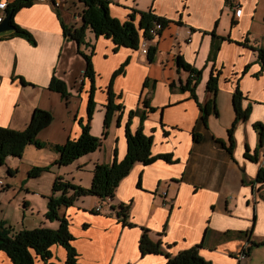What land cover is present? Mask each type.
I'll return each mask as SVG.
<instances>
[{
    "label": "crops",
    "instance_id": "obj_1",
    "mask_svg": "<svg viewBox=\"0 0 264 264\" xmlns=\"http://www.w3.org/2000/svg\"><path fill=\"white\" fill-rule=\"evenodd\" d=\"M54 1L60 5L56 6L53 0H34L16 12V21L32 33L35 42L14 34L13 29L0 32V126L24 129L34 108H45L51 111L53 119L38 137L48 144L63 143L64 140L55 141L53 135L66 141L69 136L77 137L81 133L75 118L86 115L90 88V82L83 83L82 76L77 80L78 86L73 81L84 68L79 72L77 64L81 56L73 41L66 40L62 27L63 23L70 25L77 20L76 14L68 7L69 0ZM134 1H111V14L126 20L136 8ZM149 1V7L153 6L157 15L170 20L155 39L148 41L157 46L153 59L140 46H120L114 50L111 39L87 31L86 40L94 46V100L98 119L106 114L111 81L115 101L124 106L112 112L108 132L101 146L91 152L89 160L94 166L99 162L111 163L114 153L123 159L127 150L129 111L143 109L144 99L155 110L149 111L143 120L135 114L130 127L132 130L141 127L146 134H151V152L156 158L131 167L118 183L115 194L104 199L109 210L103 212L102 207L98 213H91L101 203L96 199L91 209L74 204L60 212L71 217L73 244L82 264H164L165 256L161 253H141L138 242L143 227L148 228L150 238H161L168 243V252L176 253L200 243L199 253L213 264H239L240 257L257 255L255 250L259 247L250 246L248 254L241 256L240 250L248 240H264V184L253 182L260 167L264 168V137L261 147L257 148L258 135L252 126L257 121L264 127V68L261 69L256 50L238 43L246 39L248 45L264 49V0H232L238 4L236 11L226 0ZM4 12L0 9V13ZM137 18L136 15V21ZM231 18L235 20L232 26ZM211 31L218 36H229L232 41L222 40L214 58L208 59ZM81 49L91 51L90 46L82 45ZM176 54H181L185 62L202 72L194 88L196 98L189 90L179 88L188 72L176 66ZM120 66L122 71L113 77ZM213 69L220 70L213 95L216 113L211 111L203 122L200 105L209 96L205 83ZM53 74L66 81L68 100L58 91L48 89ZM18 76L31 83H21ZM236 82L243 92L242 107L250 109L247 119L234 125L229 155L227 129L234 120L231 95ZM72 96L76 97L75 101ZM92 125L93 135L102 136L104 130L98 127V121ZM246 146L251 153L256 151V160L244 157ZM163 153L170 156V161L158 157ZM57 158L58 153L50 145L28 144L21 157L9 156L5 163L10 168L27 161L24 166L29 169L47 166ZM56 175L39 177L30 183L34 185L33 194H40L34 197L40 207L34 200L31 211L39 209L37 213L44 226L56 224L51 220V224H45L49 221L45 216L49 188L52 192ZM30 184H27L29 188ZM29 188L25 190L27 193ZM21 189H24L22 185ZM25 205L28 207L30 203ZM120 205L129 207L125 216L117 213ZM21 228L29 226L23 223ZM237 230L249 231L245 236ZM51 250L49 260L63 264L67 255L65 248L54 244ZM0 264L13 263L2 252ZM36 264L47 262L37 258ZM241 264H247L245 259Z\"/></svg>",
    "mask_w": 264,
    "mask_h": 264
},
{
    "label": "trees",
    "instance_id": "obj_2",
    "mask_svg": "<svg viewBox=\"0 0 264 264\" xmlns=\"http://www.w3.org/2000/svg\"><path fill=\"white\" fill-rule=\"evenodd\" d=\"M34 0H12L8 2L6 13L12 10L11 22L14 24L13 33L18 36L27 38L28 40L35 42L32 33L22 27L15 19L16 12L30 6ZM80 4H79V2ZM54 2V0H53ZM230 8H232V0H226ZM68 7L73 10L79 17L72 24L67 25L63 23V32L67 41H73L76 45V52L81 56L84 61V72L81 73L82 82L86 80L90 82V88H88V103L86 104V115L76 116L77 123L81 127V133L77 137L69 136L62 144L52 143L48 144L38 137V133L44 127H47L52 119L53 114L45 110L42 107H35L32 116L29 119L28 124L24 129L18 130L11 127L0 126V165L4 164L9 156L21 157L24 148L28 144H34L38 147H46L50 145L54 151L59 153V157L54 163L63 165L76 160L81 155L87 152H93L98 149L102 144V138L108 132L109 119L111 114L115 110H122V102L115 101V94L113 92L112 81L107 89L108 103L106 105V114L104 122V131L102 136H95L91 133V119L95 109L96 101L94 100V90L96 88L95 78L96 71L92 62L94 46L86 40V34L88 30H91L95 36L108 37L114 42V50H117L120 46L138 48L144 39H155L154 31L156 23H160L161 28L158 29L159 35L161 30L170 22L166 17H162L155 13L153 6H150L148 10L141 11L140 9L133 8L129 13L126 20H122L111 13L112 3L110 0H69ZM79 4V5H78ZM136 15L138 16L136 21ZM231 26L235 24L233 18L230 19ZM211 46L209 48L208 59L214 58L220 43L224 39H229V36H218L213 31L210 32ZM244 45L250 46L251 49L256 50L257 57L261 61V69L264 68V49L259 46L248 45L247 40L243 39L238 41ZM90 46L91 51L89 53L81 49V46ZM157 46L154 44L148 45V57L154 58V54L157 51ZM175 64L177 67H182L188 72V76L184 83L179 84V88L183 91L189 90L190 95L196 98L194 94V88L202 72L200 69L191 66L185 62L181 54H176ZM247 68L245 66L244 70ZM120 66L113 74V77L122 71ZM243 71V70H242ZM220 75V70L214 69L210 72L209 77L206 79L205 89L209 94L204 103L200 105L201 120L206 122L207 115L212 111L214 114L215 101L214 93L217 91V81ZM21 83L29 84L31 82L26 81L23 77L18 76ZM68 85L65 80L52 75L48 89L58 91L61 96L68 100L70 95L68 91ZM242 90L239 88L236 82L235 88L232 93V105L234 111V120L227 129V146L228 154H232L233 136L232 131L235 123L239 120L245 121L248 117L249 106L242 107L241 100L243 99ZM144 106L143 109L135 108L129 111V120L126 124V140L127 150L123 159H118L116 153L111 163L99 162L95 164L93 170V179L90 187H84L79 184H73V182L64 178L63 176H57L53 182L54 191H60L59 196L54 194L48 196L47 209L45 216L47 219H57L59 221L58 227H35L33 229L21 228L15 230L11 225H7L6 220H0V253H4L13 264H36V259L40 258L47 262V264H56V262L50 261L52 256V245L56 244L65 248L67 255L63 264H82L79 261V251L73 244L75 240L72 231L70 230L71 217L66 213L60 212L62 208H68L75 204V200L82 195L93 194L101 199H108L115 194L118 183L122 180L130 171L131 167L139 162L148 163L152 162L156 156L152 154V137L151 134H146L140 127L138 130H132L130 127V120L136 114L145 119L149 111L155 110L154 107L148 102V100H142ZM252 126L256 129L258 139L257 148L261 147L262 139L264 137V127L262 122L255 121ZM195 138L198 136L195 134ZM219 143L226 145L223 141L219 140ZM158 157L164 158L166 161H170V156L163 153ZM244 157L250 160H256V151L251 153L248 146L245 148ZM47 166H34L29 174L32 176L38 175L42 170H47ZM9 172H12L8 168ZM253 182L260 185L264 184V168L260 167ZM118 215H126L129 207L120 205ZM91 213H98L99 211L91 210ZM123 223H127L123 220ZM238 231V230H237ZM248 231H238V233L247 236ZM228 231L224 232L227 234ZM139 249L142 254L161 253L165 256L164 264H213L207 258L203 257L199 253V244L191 245L188 248L179 250L176 253L168 252L166 249L169 246L168 243H164L161 238L154 240L148 235V228H142V234L140 237ZM246 246V255L248 254L250 246L264 245L262 241H250Z\"/></svg>",
    "mask_w": 264,
    "mask_h": 264
},
{
    "label": "rangeland",
    "instance_id": "obj_3",
    "mask_svg": "<svg viewBox=\"0 0 264 264\" xmlns=\"http://www.w3.org/2000/svg\"><path fill=\"white\" fill-rule=\"evenodd\" d=\"M111 1H117V0H111ZM134 5L136 8L140 9L141 11H145L149 9V0H135ZM75 50V49H74ZM78 67L79 72L84 68V61L83 59L79 58L78 61ZM71 71L73 73V68H71ZM75 74V73H74ZM77 76V73H76ZM80 76L75 77L73 81L76 82L77 86L80 84L79 78ZM72 99L75 101L76 97L72 96ZM72 100L71 105H73L75 102ZM95 106H97L95 104ZM51 112V111H50ZM98 110L95 108L93 113V119L91 126L95 120L98 121V127L101 129H104V122L103 119H105V116H102L98 119ZM92 133V131H91ZM93 134V133H92ZM54 140H58L59 142L63 141L65 142V139H61L59 136L53 135ZM62 144V143H59ZM106 146H108V143H106ZM23 154V153H22ZM90 155L91 152H87L83 155H81L76 160H73L70 163L59 165L56 163H50L47 165V170H42L38 175L32 176L29 174L30 170L34 167H30L29 169L24 166V163L27 161H24L23 163L18 164L19 166L10 165V169L12 172L8 171V165L6 163L0 165V220L8 219L7 225L14 226L16 230L22 227L23 223L28 224L29 228L27 229H33L35 227H48V228H56L58 227L59 221L57 219H53L51 221L55 222L56 224L54 226H44L40 221V215H38L39 209L35 208L33 211H31L32 207V201L36 200L34 197H40V194L35 195L32 192L34 189V185L30 184L34 181V179H38L39 177H45V176H53L55 173H57V176H63L64 178H67L69 181L73 182V184H79L84 187H90L92 179H93V161H90ZM59 157V153H58ZM36 166H43V165H36ZM44 167V166H43ZM55 179V178H54ZM28 181V182H27ZM54 182V181H53ZM30 184L32 186L29 188L27 184ZM41 184V182H40ZM21 185L24 187V189H21ZM30 190L29 193H27L25 190L28 188ZM48 195L54 194L55 196H59L61 194L60 191H54L52 186V192L51 188H49ZM26 195V197L24 196ZM99 200L101 203V208H104L103 212L106 210H109L110 208H105V203L103 199L98 198L96 195L93 194H86L79 196L75 200V204L81 205L84 207H88V209H91L94 205V200ZM41 200V198H40ZM37 204L40 207V203L36 200ZM30 203V205H25ZM61 210V209H60ZM96 210L95 211H100ZM51 221H45V224H51ZM253 241L254 239L251 238ZM256 239V238H255ZM246 242V241H245ZM249 242V240L247 241ZM257 242V241H255ZM255 252L257 255L254 257L252 254L247 255L246 257L239 258V264L242 263V261L245 259L247 264H264V245H252V248H257ZM261 248V249H260ZM262 250V251H259ZM249 257H251L249 259ZM243 259V260H242ZM250 261V262H249Z\"/></svg>",
    "mask_w": 264,
    "mask_h": 264
},
{
    "label": "built area",
    "instance_id": "obj_4",
    "mask_svg": "<svg viewBox=\"0 0 264 264\" xmlns=\"http://www.w3.org/2000/svg\"><path fill=\"white\" fill-rule=\"evenodd\" d=\"M54 4L56 6H59L60 5V2L59 1H54ZM7 6H8V1L7 0H0V9H3V11H5L4 13H0V22L4 19L5 15H6V9H7ZM238 8V4L236 2H233L232 1V9H234V11H236ZM76 17L78 19V15L76 14ZM161 28V25L160 23H156V26H155V31H154V36L156 37L157 35V30ZM151 40V39H144L142 41V44H140V47H141V50L144 52V53H147L148 52V41ZM163 194H165V192H163ZM101 208V204H97L95 209L96 210H100ZM249 243H246L242 249L240 250V254L241 256H246V246L248 245Z\"/></svg>",
    "mask_w": 264,
    "mask_h": 264
},
{
    "label": "water",
    "instance_id": "obj_5",
    "mask_svg": "<svg viewBox=\"0 0 264 264\" xmlns=\"http://www.w3.org/2000/svg\"><path fill=\"white\" fill-rule=\"evenodd\" d=\"M12 10L6 13L4 19L0 22V32H5L14 29V24L11 22Z\"/></svg>",
    "mask_w": 264,
    "mask_h": 264
}]
</instances>
